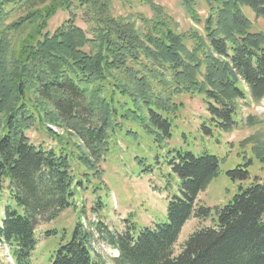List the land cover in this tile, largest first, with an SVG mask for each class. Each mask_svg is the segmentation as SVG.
<instances>
[{"label":"trees","instance_id":"trees-1","mask_svg":"<svg viewBox=\"0 0 264 264\" xmlns=\"http://www.w3.org/2000/svg\"><path fill=\"white\" fill-rule=\"evenodd\" d=\"M36 1L0 0V244L14 264H32L36 227L74 207L76 189L93 185V193L110 194L100 167L110 141L122 135L138 144L142 134L171 153L164 160L171 180L164 186V221L111 230L100 219L85 223L81 206L70 238L49 264H264V179L241 183L211 212L196 200L219 174L221 158L169 148L184 109L181 96L201 97L208 113L202 128L211 136L239 124L246 89L254 100L264 94V32L253 30L243 11L264 20V0H179L200 26L182 32L154 0H136L150 17L115 16L112 0ZM59 10L68 17L50 32ZM79 17L86 29L77 25ZM33 128L46 130L59 146L33 144L26 134ZM248 144L263 160L264 132L239 146ZM251 161L227 173L249 180ZM135 162L141 173L151 172L148 156ZM105 203L97 194L92 209L100 212ZM191 217H210L213 224L191 233L174 254ZM99 238L117 251L109 262L95 247Z\"/></svg>","mask_w":264,"mask_h":264},{"label":"rangeland","instance_id":"rangeland-1","mask_svg":"<svg viewBox=\"0 0 264 264\" xmlns=\"http://www.w3.org/2000/svg\"><path fill=\"white\" fill-rule=\"evenodd\" d=\"M40 2V1H39ZM38 0L33 4L39 3ZM155 3L164 7L177 24L179 32L189 30L192 27L200 29L185 14L179 0H154ZM113 14L115 16H128L133 14H143L151 16L148 6L136 0H129L125 3L119 0H112ZM244 13L252 22L253 30L264 32V20L256 17L248 7H243ZM200 13L205 14L204 8H200ZM18 14L12 16L15 18ZM68 17V13L59 10L50 20L48 30L52 32L63 20ZM10 19V20H11ZM82 29L86 25L80 17L76 21ZM245 100L240 101L237 118L239 124L230 132L212 131V135L205 134L202 128L208 113L201 97L183 95L178 100L184 102V109L175 121L169 141V148L182 149L199 156L206 150L210 154H216L221 158L219 164V174L212 178L207 187L199 192L197 205L211 208L225 205L236 193L238 185L247 184L254 177L264 179V159H258L256 150H252V143L241 148L239 144L247 138L257 133L264 132V94L258 100L252 99L248 89ZM208 126V122L205 125ZM58 134L66 137L71 135L64 129L57 126H50ZM29 140L35 145H42L44 148L58 147V143L50 137L46 130L33 128L26 132ZM72 140L77 139L72 136ZM164 148H167L165 146ZM162 147L157 146L152 137L142 134L138 144L130 137L114 136L110 141L109 152L100 163L103 169V180L109 189V195L101 190L97 192L105 201L104 209L100 212L94 211L96 195L92 192L93 185H88L87 189L79 188L75 191L73 199L74 207L70 206L50 221L40 223L35 229L37 240L34 251L31 254L32 264H49L50 255L62 243L66 242L72 233L74 223L77 220L81 206L85 208L83 221L96 222L100 219L108 229L122 231L125 224L134 222L138 226H151L157 221H164L165 206L168 191L164 190L165 181L171 180L167 177L168 168L164 160L171 155L165 153ZM173 154V152H172ZM148 156V161L152 165L151 172L141 173L140 167L136 165L135 157ZM247 159L251 163L246 169L250 173V179H241L237 175H230L227 171H232L237 165H242ZM77 170V169H75ZM126 219V221H125ZM213 221L210 217L206 219L189 218L183 225L173 252L177 254L181 245L188 236L195 230L205 226H211ZM54 231L55 234H46ZM94 231V229H93ZM62 233L64 237L62 238ZM97 236V235H96ZM98 237V236H97ZM101 238V237H100ZM95 242V247L105 260L117 256V251L105 244L102 239ZM0 264H13L6 251L0 245Z\"/></svg>","mask_w":264,"mask_h":264}]
</instances>
